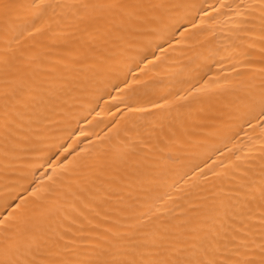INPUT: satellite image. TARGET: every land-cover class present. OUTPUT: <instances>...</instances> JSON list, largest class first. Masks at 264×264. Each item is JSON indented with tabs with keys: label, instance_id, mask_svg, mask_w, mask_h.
Wrapping results in <instances>:
<instances>
[{
	"label": "bare ground",
	"instance_id": "obj_1",
	"mask_svg": "<svg viewBox=\"0 0 264 264\" xmlns=\"http://www.w3.org/2000/svg\"><path fill=\"white\" fill-rule=\"evenodd\" d=\"M264 0H0V264H264Z\"/></svg>",
	"mask_w": 264,
	"mask_h": 264
},
{
	"label": "snow or ice",
	"instance_id": "obj_2",
	"mask_svg": "<svg viewBox=\"0 0 264 264\" xmlns=\"http://www.w3.org/2000/svg\"><path fill=\"white\" fill-rule=\"evenodd\" d=\"M262 117H264V112H261V114H260Z\"/></svg>",
	"mask_w": 264,
	"mask_h": 264
}]
</instances>
